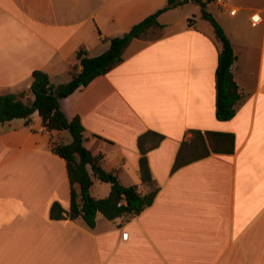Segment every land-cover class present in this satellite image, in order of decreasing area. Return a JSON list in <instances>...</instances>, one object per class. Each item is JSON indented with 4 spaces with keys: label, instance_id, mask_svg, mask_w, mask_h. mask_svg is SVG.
Returning a JSON list of instances; mask_svg holds the SVG:
<instances>
[{
    "label": "crops",
    "instance_id": "0c3cea01",
    "mask_svg": "<svg viewBox=\"0 0 264 264\" xmlns=\"http://www.w3.org/2000/svg\"><path fill=\"white\" fill-rule=\"evenodd\" d=\"M166 1L0 0V92L28 90L34 69L53 85L67 82L80 45L102 53L108 38ZM224 3L205 9L236 55L241 99L231 119L215 117L221 44L198 4L183 9L193 2L161 12L160 36L133 39L121 62L59 101L67 118L80 117L84 145L102 166L142 194L137 137L163 135L146 154L159 190L138 214L98 212L94 227L68 218L65 161L50 150L37 111L0 122V264H264V0ZM192 130L232 133L234 152L211 151L172 171ZM89 191L104 197L110 184L93 178ZM55 201L65 218L49 217Z\"/></svg>",
    "mask_w": 264,
    "mask_h": 264
},
{
    "label": "trees",
    "instance_id": "16d2710c",
    "mask_svg": "<svg viewBox=\"0 0 264 264\" xmlns=\"http://www.w3.org/2000/svg\"><path fill=\"white\" fill-rule=\"evenodd\" d=\"M210 0H167L166 4L133 24L122 35L108 38V48L96 56H88L84 45L75 51L76 62L69 65L70 79L53 85L47 73L34 69L28 90L17 93L0 92V122L14 118L28 120L37 111L42 125L49 131V148L65 161L69 181L70 207L67 213L70 219H79L87 226L94 227L96 214L100 212L107 219L128 217L138 214L150 205L159 186L151 175L147 160V152L158 146L163 135L147 130L137 137V148L140 153L138 167L141 183L148 187L144 194L138 191L136 184L122 185L113 171L105 169L101 154H93L84 145V127L80 117L75 115L67 118L60 108V99L68 96L78 88L89 84L95 77L107 73L123 59V52L135 38L160 36L163 24L159 23L158 15L170 8L193 2L200 6L201 17L213 27L216 38L220 42L215 68V117L217 120H229L236 112V105L241 99L238 85L233 79L232 64L236 58L232 45L217 20L205 9ZM27 94L31 96L27 97ZM67 130L70 140L65 141L60 134ZM189 142L182 141L177 151L172 171L212 152L233 153L235 138L232 133L220 131L192 130ZM90 169V172L88 170ZM93 178L110 184V191L104 197L90 195ZM121 202L120 205L118 203ZM51 219H63L64 210L58 202L49 208Z\"/></svg>",
    "mask_w": 264,
    "mask_h": 264
},
{
    "label": "rangeland",
    "instance_id": "374dc122",
    "mask_svg": "<svg viewBox=\"0 0 264 264\" xmlns=\"http://www.w3.org/2000/svg\"><path fill=\"white\" fill-rule=\"evenodd\" d=\"M195 4L193 3V4H188L187 6H184L183 7V9L184 10H186V11H189L188 9L191 7V6H194ZM207 5H209V4H207ZM209 8L212 10V11H214L215 10V8H213L211 5H209ZM190 12V11H189ZM195 12V11H194ZM182 13V12H181ZM183 14V13H182ZM194 14V13H193ZM178 16H181V14H178ZM194 15H191V18L193 17ZM195 17V16H194ZM218 22V21H217ZM205 23H207V25H210V23L209 22H207V20L205 21ZM210 27H211V25H210ZM212 28V27H211ZM160 34H161V32H160ZM148 39H152V38H150V37H148ZM64 135H66L67 137H70V134H69V132L67 131V130H65V134Z\"/></svg>",
    "mask_w": 264,
    "mask_h": 264
},
{
    "label": "built area",
    "instance_id": "2783aa9c",
    "mask_svg": "<svg viewBox=\"0 0 264 264\" xmlns=\"http://www.w3.org/2000/svg\"><path fill=\"white\" fill-rule=\"evenodd\" d=\"M217 5H223L225 6L224 0H213ZM230 14H233L235 12V9L232 8L229 10ZM121 202L118 203V205H120Z\"/></svg>",
    "mask_w": 264,
    "mask_h": 264
}]
</instances>
